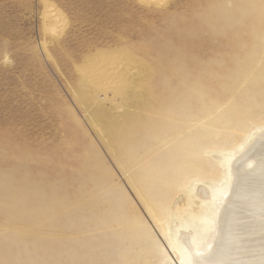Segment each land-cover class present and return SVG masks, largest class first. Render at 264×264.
<instances>
[{
	"label": "rangeland",
	"instance_id": "374dc122",
	"mask_svg": "<svg viewBox=\"0 0 264 264\" xmlns=\"http://www.w3.org/2000/svg\"><path fill=\"white\" fill-rule=\"evenodd\" d=\"M123 111L139 122L110 143L108 113ZM255 114L231 150L225 136ZM263 133L264 0H0V264H122L143 232L156 263L180 264L168 237L191 230L179 223L200 200L171 175L168 189L144 179L177 159L186 188L217 191L219 158ZM147 191L186 205L160 228Z\"/></svg>",
	"mask_w": 264,
	"mask_h": 264
},
{
	"label": "bare ground",
	"instance_id": "6f19581e",
	"mask_svg": "<svg viewBox=\"0 0 264 264\" xmlns=\"http://www.w3.org/2000/svg\"><path fill=\"white\" fill-rule=\"evenodd\" d=\"M49 14L51 18L48 19L47 16L46 18L50 21L56 20L59 16L58 13L53 11ZM104 70L106 69L104 68ZM98 84L100 83L98 82L96 85ZM105 84L107 85V82ZM139 85L141 84L139 83ZM120 89H122L121 101L124 100V96H126V99L132 100V97H128L131 94L128 91V87L119 88L118 90ZM82 95L88 102L95 104L104 102L102 100L103 98L99 99L93 91H83ZM140 97L141 95H138L134 99L135 108L137 109L140 105L141 111L144 110L146 112V99L142 97L141 100ZM123 112V114H119L118 112L108 113V122L106 127H104L106 130L102 128L104 131L101 134L110 143L120 133V130L124 129L132 132L139 122L129 115V111ZM238 121L239 125L237 124L238 126L228 132L224 138V143L230 144L231 150L234 148L239 137L248 135L247 131L249 126L252 123L261 121V117L255 114L251 117L244 116L243 120L239 118ZM120 134L122 135L123 132L121 131ZM178 146L182 147L181 144ZM188 157L189 154H183L181 159L185 160ZM219 159L221 160L219 163L223 161V166L226 168L227 180L224 188L221 187L222 189L219 188L217 191L214 190L215 187L213 186L197 185V183L194 185L193 190L189 189L192 184H189L186 188L185 178L180 180L172 172L169 173V168L171 170L174 169L173 163L177 159L171 160V163H167L161 170L158 169L160 170L157 172L159 175L144 179L147 188H155L161 185L164 186L166 183L170 185L171 175L174 183H179L182 184L181 186H184L188 197L191 196L192 198L200 200L195 201L194 205L191 202L186 220H177V222L180 221V227L184 225L191 230L181 231L177 240L170 239L169 236L170 246L174 249V253L180 264H264V133L254 135L249 140L246 148L242 149L235 157L231 159H222L220 157ZM129 161L131 162V160ZM200 172L198 171V173ZM221 174L218 169H214V171H210L209 176L212 178L216 177L219 180ZM136 176L135 174L134 177ZM138 178L141 180L142 177L139 176ZM199 180L200 183H203L202 179ZM167 185L164 186V189ZM167 191L170 194L171 190ZM147 194L145 195L143 193V203L147 205L148 211L160 228H163V223H160L161 219L174 218V215L177 214L176 211L180 210L182 212L181 208L186 205L185 201L183 202L182 200L177 201L173 206L172 204L168 205L167 199H157L156 201V196L151 195L149 191H147ZM164 196L167 198L166 195ZM127 223L131 224L136 222L132 220ZM94 229L97 230V227L94 226ZM164 230L168 236L165 228ZM201 233L203 235L195 240L194 236ZM141 237V243L145 244L146 249L141 250L140 241L136 240L129 246L128 251L125 253L126 258L129 256V259L127 258V260L125 257L121 258L123 260L122 264H138L135 259L139 258L140 254L144 252L142 256L144 258L149 256L150 259L148 262L160 264L154 261V257L157 254L155 250L158 248L152 242L155 237L145 232L141 233ZM135 253L136 258L134 259ZM105 258L106 255L104 254L103 259Z\"/></svg>",
	"mask_w": 264,
	"mask_h": 264
}]
</instances>
